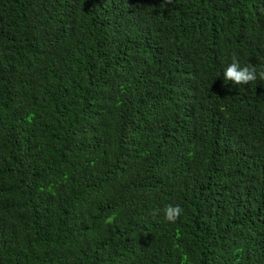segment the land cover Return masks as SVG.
<instances>
[{"label":"trees","instance_id":"16d2710c","mask_svg":"<svg viewBox=\"0 0 264 264\" xmlns=\"http://www.w3.org/2000/svg\"><path fill=\"white\" fill-rule=\"evenodd\" d=\"M262 8L0 0V264H264Z\"/></svg>","mask_w":264,"mask_h":264},{"label":"clouds","instance_id":"9594fccd","mask_svg":"<svg viewBox=\"0 0 264 264\" xmlns=\"http://www.w3.org/2000/svg\"><path fill=\"white\" fill-rule=\"evenodd\" d=\"M261 11L264 12V8ZM223 74L226 81H231L235 85H247L249 82L256 81L258 78L264 80V69L257 72L256 66L252 64L242 67L235 54H233L232 62L226 67ZM182 211L183 209L179 205H168L164 209L165 219L174 223Z\"/></svg>","mask_w":264,"mask_h":264}]
</instances>
